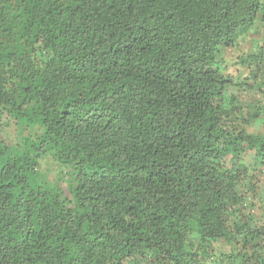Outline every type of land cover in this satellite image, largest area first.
I'll use <instances>...</instances> for the list:
<instances>
[{
  "label": "trees",
  "instance_id": "1",
  "mask_svg": "<svg viewBox=\"0 0 264 264\" xmlns=\"http://www.w3.org/2000/svg\"><path fill=\"white\" fill-rule=\"evenodd\" d=\"M257 19L264 0H0V113L40 130L0 141V264H205L211 239L264 264L242 194L264 135L215 61ZM46 150L70 196L36 183Z\"/></svg>",
  "mask_w": 264,
  "mask_h": 264
},
{
  "label": "rangeland",
  "instance_id": "2",
  "mask_svg": "<svg viewBox=\"0 0 264 264\" xmlns=\"http://www.w3.org/2000/svg\"><path fill=\"white\" fill-rule=\"evenodd\" d=\"M264 22L257 19L247 33L239 36L231 47H218L215 61L223 73L232 80L225 90L227 98H234L237 114L234 122L254 135H264V56L254 58L264 49ZM263 46V48H262ZM37 125L16 124L5 113H0V141L8 147V153L16 156L25 142L32 141L39 133ZM251 158L252 155L250 156ZM68 166L59 163L54 152L46 150L39 158V174L36 183L43 188L56 187L67 196ZM242 189L246 212L252 215L251 227L264 225V168L259 167ZM196 243V240L193 241ZM208 258L205 264H230L227 256L236 252V245L211 239L205 246ZM132 264H151L148 257Z\"/></svg>",
  "mask_w": 264,
  "mask_h": 264
}]
</instances>
